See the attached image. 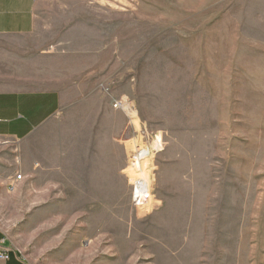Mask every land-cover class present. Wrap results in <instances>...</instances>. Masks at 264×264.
Segmentation results:
<instances>
[{
	"label": "rangeland",
	"instance_id": "rangeland-1",
	"mask_svg": "<svg viewBox=\"0 0 264 264\" xmlns=\"http://www.w3.org/2000/svg\"><path fill=\"white\" fill-rule=\"evenodd\" d=\"M255 2L44 4L40 38L99 48L98 60L116 68L63 118L80 195H52L50 212L15 213L49 238L31 245L34 263L264 264V14ZM120 97L135 107L131 121L110 107ZM155 138L161 148L131 169L135 147L156 150ZM17 163L16 146L0 140L1 175ZM144 178L148 195L136 201L134 181ZM47 182L66 184L58 172ZM55 220L66 225L39 226Z\"/></svg>",
	"mask_w": 264,
	"mask_h": 264
},
{
	"label": "crops",
	"instance_id": "crops-1",
	"mask_svg": "<svg viewBox=\"0 0 264 264\" xmlns=\"http://www.w3.org/2000/svg\"><path fill=\"white\" fill-rule=\"evenodd\" d=\"M49 1L0 0V140L16 146L18 161L16 174L0 173V241L9 249L8 259L0 260V264H36V256L29 255L31 245L49 239L31 230L39 223L34 217L19 219L15 213L50 212L52 195H80L70 180L78 158L77 147L73 139H64L63 118L68 110L87 103L99 83L113 76L116 68L113 60H98L99 48L68 49L64 39L40 38L37 15ZM255 3L264 14V0ZM81 53L90 61H75L74 56ZM108 168L106 163V173ZM55 172L65 181L64 187H50L52 183L47 181ZM16 175L22 178L9 191L7 186ZM106 178L108 181V175ZM2 197L10 204L1 203ZM7 212L11 218L3 219ZM58 222L47 221L39 226L66 225ZM18 227L23 230H13ZM53 242L65 240L57 238Z\"/></svg>",
	"mask_w": 264,
	"mask_h": 264
},
{
	"label": "built area",
	"instance_id": "built-area-1",
	"mask_svg": "<svg viewBox=\"0 0 264 264\" xmlns=\"http://www.w3.org/2000/svg\"><path fill=\"white\" fill-rule=\"evenodd\" d=\"M111 107L113 110L118 111V112L122 113L123 115H125L127 117V119L130 121L132 120V118L136 114V110H135L134 105L126 97H120L118 99L113 100L111 103ZM143 134L144 133L141 132V135H143ZM154 144L157 146L155 148L156 150L145 149L141 146L135 147V150L129 156L131 169L139 170L141 163L150 156L151 152L152 151H158L161 148V140L155 138ZM21 178H22L21 175H16L14 177L13 182H19L21 180ZM8 187H10V184L7 186V189H8ZM134 189H135V186H134ZM134 189H133L134 200L140 201L142 198L137 197ZM143 199H145V198H143ZM8 253H9V249L3 245L2 241H0V260H4V261L7 260L8 259Z\"/></svg>",
	"mask_w": 264,
	"mask_h": 264
},
{
	"label": "bare ground",
	"instance_id": "bare-ground-1",
	"mask_svg": "<svg viewBox=\"0 0 264 264\" xmlns=\"http://www.w3.org/2000/svg\"><path fill=\"white\" fill-rule=\"evenodd\" d=\"M142 165H140L139 170H142ZM144 177V176H143ZM134 186H135V194L137 195L138 198H143L148 195V185H147V180L146 178L140 179L137 181H134Z\"/></svg>",
	"mask_w": 264,
	"mask_h": 264
}]
</instances>
